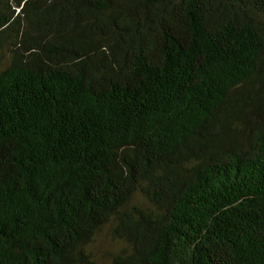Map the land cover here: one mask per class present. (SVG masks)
I'll use <instances>...</instances> for the list:
<instances>
[{
    "label": "trees",
    "instance_id": "obj_1",
    "mask_svg": "<svg viewBox=\"0 0 264 264\" xmlns=\"http://www.w3.org/2000/svg\"><path fill=\"white\" fill-rule=\"evenodd\" d=\"M264 264V0H0V264Z\"/></svg>",
    "mask_w": 264,
    "mask_h": 264
},
{
    "label": "rangeland",
    "instance_id": "obj_2",
    "mask_svg": "<svg viewBox=\"0 0 264 264\" xmlns=\"http://www.w3.org/2000/svg\"><path fill=\"white\" fill-rule=\"evenodd\" d=\"M95 264H108L106 260L107 252L114 250L112 242L107 237V231H102L90 245Z\"/></svg>",
    "mask_w": 264,
    "mask_h": 264
}]
</instances>
